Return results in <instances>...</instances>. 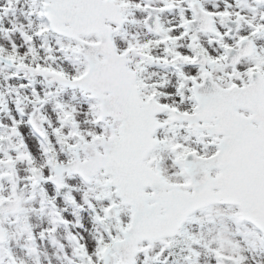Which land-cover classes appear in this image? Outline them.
I'll return each instance as SVG.
<instances>
[{"label":"snow or ice","instance_id":"6c2138e0","mask_svg":"<svg viewBox=\"0 0 264 264\" xmlns=\"http://www.w3.org/2000/svg\"><path fill=\"white\" fill-rule=\"evenodd\" d=\"M0 264H264V0H0Z\"/></svg>","mask_w":264,"mask_h":264}]
</instances>
